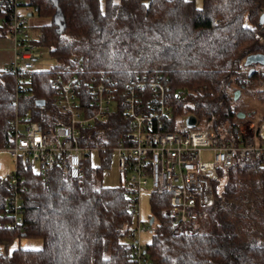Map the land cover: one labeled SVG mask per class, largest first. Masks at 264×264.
I'll return each instance as SVG.
<instances>
[{
  "label": "trees",
  "instance_id": "obj_1",
  "mask_svg": "<svg viewBox=\"0 0 264 264\" xmlns=\"http://www.w3.org/2000/svg\"><path fill=\"white\" fill-rule=\"evenodd\" d=\"M20 6L29 11L27 19L32 13L49 19L28 23L27 29L30 41L56 64L30 72L20 99V112L28 111L45 128L61 124L51 86L59 74L84 80L107 76L119 87L160 73L170 86L173 115L184 121L193 116L196 125L216 133L255 119L256 109L246 108L244 96L264 105V71L248 76L243 63L250 54H264V0H201L200 6L194 0H20ZM8 10V0H0V38L8 35ZM14 91V76L3 66L0 145L9 134ZM38 100L44 103L37 105ZM128 131L122 107L81 130L82 145L105 148L96 151L97 166L87 157L81 189L76 180L63 178L58 166L43 177L19 163L15 169L25 185L20 224L3 216L9 185L7 176L0 177V221L6 225L0 228V264H131L125 235L135 216L124 181L101 183L107 148ZM212 187L213 206L199 212L194 233L179 235L171 233L163 215L168 195L150 192L151 236L143 244L153 264H264V159L218 169ZM21 236L40 240L41 247L9 251Z\"/></svg>",
  "mask_w": 264,
  "mask_h": 264
},
{
  "label": "built area",
  "instance_id": "obj_2",
  "mask_svg": "<svg viewBox=\"0 0 264 264\" xmlns=\"http://www.w3.org/2000/svg\"><path fill=\"white\" fill-rule=\"evenodd\" d=\"M8 3L7 28L13 45L9 70L14 76L15 91L9 134L0 150L15 160V168L24 163L43 177L58 166L61 176L76 180L81 189L87 157L105 149L82 145L81 130L106 120L112 110L122 107L129 131L126 135L119 132L116 144L107 149L115 154L117 170L125 175L126 195L136 218L125 235V242L131 245V264H153L146 258L141 240V233L149 230V224L142 223L138 216L143 189L168 195L163 215L171 223L173 235L191 234L199 212L213 206L211 182L217 178L218 169H229L239 161L264 159V117L258 125L243 122L220 133L209 126L192 128L186 120L175 119L168 98L170 86L157 72L119 87L107 76L84 80L77 75H56L51 81L55 105L58 113L69 115V121L45 128L40 121L32 120L28 111L20 112V99L28 87L27 75L37 69L41 53L30 41L28 14L20 0ZM182 94L177 92V96ZM204 154H209L211 160L203 159ZM7 180L9 196L3 216H12L14 223L20 224L25 185L16 169L7 175ZM5 226L0 221V228Z\"/></svg>",
  "mask_w": 264,
  "mask_h": 264
},
{
  "label": "rangeland",
  "instance_id": "obj_3",
  "mask_svg": "<svg viewBox=\"0 0 264 264\" xmlns=\"http://www.w3.org/2000/svg\"><path fill=\"white\" fill-rule=\"evenodd\" d=\"M104 0H101V3L103 4ZM197 6L201 5V0H194ZM25 13L28 14L29 11L25 9ZM49 21L48 18H39L35 13H32L31 16L28 17V23L29 24H35V23H42ZM1 38H9L8 35ZM40 50V57L36 61V68L39 70H47L50 67H53L56 62L55 60L49 55L48 51L42 48H39ZM9 65V62L5 63L4 66ZM244 104H246V108L251 109L254 107L256 109V115L255 119L252 120H244L243 122H250L252 121L255 123L256 118L261 117L262 114H264V105L261 104L257 98L254 96H244ZM60 118V123H67L69 121V115L67 113H58ZM175 119L178 121V117L175 116ZM56 124V123H55ZM58 124V123H57ZM200 124H194L191 126L192 128L200 127ZM177 128V123L174 125V130ZM90 163L92 166L98 165V154L96 152H93L90 154ZM203 159L205 160H211V156L209 154H204ZM15 169V160L9 157L7 152L0 150V177H6L8 174H10ZM125 175H123L121 172L117 170V163H116V156L113 152L109 153L108 155V164L105 168L101 183L102 185L107 186H114L119 184L121 181H124ZM124 178V179H123ZM213 184V182H211ZM218 188H221V183L218 185ZM150 191L149 189H143L140 193V203H139V220L142 223H147L148 218L151 215V207H150ZM136 221V218H135ZM151 233L149 230L141 233V240L142 243L148 242L150 240ZM17 247H23V248H32L37 249L41 247V241L27 237V236H21L19 238H15L13 242L9 245L8 249L9 251H12L13 249Z\"/></svg>",
  "mask_w": 264,
  "mask_h": 264
},
{
  "label": "water",
  "instance_id": "obj_4",
  "mask_svg": "<svg viewBox=\"0 0 264 264\" xmlns=\"http://www.w3.org/2000/svg\"><path fill=\"white\" fill-rule=\"evenodd\" d=\"M243 63H244L245 66H248V65H251V64H260V65L264 66V54H261V53L250 54V55L246 56V58L244 59ZM253 72H254V69L251 68L249 70V72H248V76H251L253 74ZM238 96H239V91L236 90L234 92V99H237ZM43 103H44L43 100H38L36 102L37 105H42ZM238 117L239 118H244V113L239 112L238 113ZM195 122H196V120H195V118L193 116H189V117L186 118V124L188 126H193L195 124ZM152 221H153V218L150 217L149 218V224H151Z\"/></svg>",
  "mask_w": 264,
  "mask_h": 264
},
{
  "label": "crops",
  "instance_id": "obj_5",
  "mask_svg": "<svg viewBox=\"0 0 264 264\" xmlns=\"http://www.w3.org/2000/svg\"><path fill=\"white\" fill-rule=\"evenodd\" d=\"M13 58V45L10 38H0V69Z\"/></svg>",
  "mask_w": 264,
  "mask_h": 264
},
{
  "label": "flooded vegetation",
  "instance_id": "obj_6",
  "mask_svg": "<svg viewBox=\"0 0 264 264\" xmlns=\"http://www.w3.org/2000/svg\"><path fill=\"white\" fill-rule=\"evenodd\" d=\"M245 66V65H244ZM247 69H248V72H249V70L251 69V68H253L254 69V72L256 71V70H263L264 71V66H262V65H260V64H251V65H248V66H245ZM253 72V73H254Z\"/></svg>",
  "mask_w": 264,
  "mask_h": 264
},
{
  "label": "snow or ice",
  "instance_id": "obj_7",
  "mask_svg": "<svg viewBox=\"0 0 264 264\" xmlns=\"http://www.w3.org/2000/svg\"><path fill=\"white\" fill-rule=\"evenodd\" d=\"M145 6H147V5H145Z\"/></svg>",
  "mask_w": 264,
  "mask_h": 264
}]
</instances>
